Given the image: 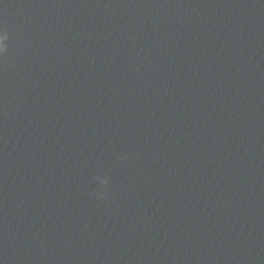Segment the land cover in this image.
<instances>
[{
	"label": "clouds",
	"instance_id": "9594fccd",
	"mask_svg": "<svg viewBox=\"0 0 264 264\" xmlns=\"http://www.w3.org/2000/svg\"><path fill=\"white\" fill-rule=\"evenodd\" d=\"M8 39L9 37L6 32L0 33V59H2L8 52V45L6 43ZM123 158H126V157H122V159ZM94 180L97 182L99 189H103L95 193L96 199L98 200L106 199L108 195L106 189L110 183V177L107 175H103V176L97 175L94 177Z\"/></svg>",
	"mask_w": 264,
	"mask_h": 264
}]
</instances>
